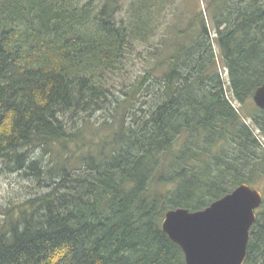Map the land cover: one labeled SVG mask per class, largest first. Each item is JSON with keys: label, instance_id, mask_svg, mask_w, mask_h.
Instances as JSON below:
<instances>
[{"label": "trees", "instance_id": "obj_1", "mask_svg": "<svg viewBox=\"0 0 264 264\" xmlns=\"http://www.w3.org/2000/svg\"><path fill=\"white\" fill-rule=\"evenodd\" d=\"M202 1L181 26L172 0H0V162L47 187L2 213L0 264H187L166 211L264 193V109L247 106L264 0ZM135 54L148 64L118 86ZM256 213L245 264H264Z\"/></svg>", "mask_w": 264, "mask_h": 264}, {"label": "water", "instance_id": "obj_2", "mask_svg": "<svg viewBox=\"0 0 264 264\" xmlns=\"http://www.w3.org/2000/svg\"><path fill=\"white\" fill-rule=\"evenodd\" d=\"M253 100L264 109V84ZM263 202L261 189L242 183L203 209H169L162 227L181 246L187 264H245L251 228Z\"/></svg>", "mask_w": 264, "mask_h": 264}, {"label": "rangeland", "instance_id": "obj_3", "mask_svg": "<svg viewBox=\"0 0 264 264\" xmlns=\"http://www.w3.org/2000/svg\"><path fill=\"white\" fill-rule=\"evenodd\" d=\"M102 1L103 0H97L98 3H101ZM196 3H198V0H194V2L193 0H172V2L169 4V7L166 10V16L172 14L173 10H175L179 4L180 5L179 7L185 13L183 14V16H181L183 17V19H180V21H177L176 19L174 20V23L179 24L181 26H185L186 23L189 21L190 17H192L196 12L192 7V4H194L193 6H195ZM201 3L202 5H205V3L202 0ZM154 41L158 42V38H155ZM170 51L171 49H167V51L165 50L164 53L167 54ZM146 64H148V62L145 59V57L141 56V54H135L133 58L123 66V68L119 71V73L114 76V78L117 77L116 78L117 85L122 86L123 83L126 82L129 83L130 79L134 75L137 76L144 71ZM223 76L227 77V71L224 70V68H223ZM122 87L124 88L125 86ZM235 106H240V104L236 103ZM247 106H249L250 108L253 106H257L253 100V97L252 100L248 102ZM103 114L104 112L100 111L93 117V119L97 120L96 116H100L101 117L100 119H102ZM106 114L107 113H105V116H108ZM247 123L253 126V122L251 119H247ZM98 128H95V131L98 133L102 132V129H98ZM255 131L264 142V137L262 136L260 130L255 128ZM3 166L4 164L0 162V220L4 217L2 213L6 211L9 205H13L18 201L21 202L23 198H25L28 194L30 195L39 192L42 189L47 188V187H42V188L39 187L37 180L35 179V176L29 177L24 173L21 174L19 172L10 171L7 168H3Z\"/></svg>", "mask_w": 264, "mask_h": 264}]
</instances>
